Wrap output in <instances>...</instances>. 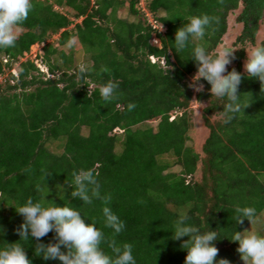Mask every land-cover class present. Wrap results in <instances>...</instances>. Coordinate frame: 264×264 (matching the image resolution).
<instances>
[{
	"label": "trees",
	"instance_id": "1",
	"mask_svg": "<svg viewBox=\"0 0 264 264\" xmlns=\"http://www.w3.org/2000/svg\"><path fill=\"white\" fill-rule=\"evenodd\" d=\"M32 2L16 46L0 49V77L18 65V78L8 73L0 82V249L17 243L32 264H62L35 255L37 243L56 242L54 231L40 241L17 234L24 218L15 209L29 198L45 207H72L111 238L103 201L84 204L71 197L72 173L83 169L93 170L101 196L111 197L107 206L125 224L115 236L117 245L130 243L136 264H184L187 251L181 244L189 237L172 239L181 213L201 233L217 232L216 264L220 259L243 264L239 243L231 238L251 222L245 218L238 224L235 210L253 207L257 217L264 211V91L244 69L247 47L256 46L264 0H147L157 28L139 0ZM237 10L241 29L232 48H239L227 70L242 74L238 94L250 106L225 123L227 98L212 97L203 79L204 91H194L189 77L197 72L194 47L216 55L229 31V14ZM120 12L135 20L120 18ZM205 14L218 23L177 53L176 31L189 17ZM153 35L160 46L151 43ZM70 37L93 69L84 79L76 78L73 53L58 48ZM34 44H44L38 60L47 74L34 61L20 60ZM257 46H264V38ZM102 67L109 71L101 73ZM109 80L118 82L119 99L105 104L99 88ZM194 101L206 103L201 143L193 131ZM129 104L135 107L129 110ZM51 143L62 146L61 152L51 151ZM101 247L114 255L107 244Z\"/></svg>",
	"mask_w": 264,
	"mask_h": 264
},
{
	"label": "clouds",
	"instance_id": "2",
	"mask_svg": "<svg viewBox=\"0 0 264 264\" xmlns=\"http://www.w3.org/2000/svg\"><path fill=\"white\" fill-rule=\"evenodd\" d=\"M219 2L222 4L223 0H219ZM33 9L32 0H0V49L16 46L22 26ZM214 22L218 23V18L210 17L207 14L189 17L188 22L175 33L176 52L179 53L184 50L188 46L190 38L193 40L203 39L206 30ZM160 31H163V26ZM76 43V38L70 37L66 47L72 48ZM158 45L160 46L159 40ZM236 50L224 47L213 56L203 46H196L193 49L192 60L196 62L197 72L189 87L196 92H203L204 85L199 83L203 79L211 85L212 97L218 99L226 97L228 103L223 112L225 123L230 122L235 114L244 113V109L250 106V103L240 102L238 88L242 82V74L235 68L230 72L227 70L231 60L235 58ZM17 66L16 64L14 67L17 68ZM40 66L46 68L43 64ZM244 69L249 78H257L260 81L261 91H264V46H254L250 51L247 50ZM10 71L8 73H11ZM91 71H93L91 67L80 62L75 73L76 78L84 79ZM100 71L103 73L109 70L102 67ZM43 73L47 74V71ZM14 77L18 78V70L17 76ZM118 87V82L109 80L99 88L100 96L105 104L119 99ZM88 88V97H90L92 89L91 87ZM134 107V104L128 105L129 110ZM72 176L73 180L70 187L74 186V190L71 192V197L79 198L84 204H91L94 199H101L105 204L102 209L105 218L104 224L105 227L113 230L112 237H106L104 232L96 227L95 223H86L81 213L72 207H45L41 202L34 203L29 198L25 204L15 209L24 218L23 223L16 229L21 240H28L30 234L31 237L40 241L41 238L54 231L56 242L37 243L35 247V255L42 257L45 261L58 259L62 264H136L133 246L130 243H124L122 246L117 245L115 236L121 233L125 224L107 206L111 197L101 196L97 174L93 170L82 169L78 172L73 171ZM39 189L40 186L37 185V190ZM235 211L238 224L242 225L246 218L252 225L258 219L253 207H237ZM188 220L189 216L186 213L179 214L174 222L175 230L172 232V239L175 241L189 237V239L183 240L181 244V248L187 251L184 264H216L219 249L214 242L218 240L217 232L201 233L199 228L188 224ZM231 241L239 243L236 251L240 254L244 264H264V236L258 235L252 230L236 231ZM102 244H107L114 255L107 254L101 247ZM62 247L66 251L62 250ZM0 264H32V261L24 247L14 243L0 249ZM218 264H230V261L220 259Z\"/></svg>",
	"mask_w": 264,
	"mask_h": 264
},
{
	"label": "rangeland",
	"instance_id": "3",
	"mask_svg": "<svg viewBox=\"0 0 264 264\" xmlns=\"http://www.w3.org/2000/svg\"><path fill=\"white\" fill-rule=\"evenodd\" d=\"M65 11V9H63ZM240 10L231 12L229 14L228 17V24H229V31L228 33L225 35L224 37V43L219 46L217 48V50H222L224 47H228V48H232V43L234 42L236 36L239 35L240 33V29H241V24H238L235 22V19L237 17V15L239 14ZM118 16L122 19L128 20V21H133L135 19H133L127 12H120L118 13ZM58 38V35H55L53 38H49L48 42H53ZM264 38V12H263V17L260 21V26H259V35H257V39H256V46L259 44L260 40ZM151 43L155 44L156 46L158 45V42L154 40V36L151 39ZM42 44H34L30 47V51L28 53H25L24 56L20 59L21 61H25V60H36L39 59L42 51ZM254 46H248L246 49V56H247V50H251V48ZM59 49H61V51L65 52L67 55L73 53V55L75 56V60H76V64L78 65L80 62H84V54L81 51L80 46L78 45V43H76V45L72 48H68L65 46H59ZM234 48V47H233ZM232 48V49H233ZM238 47H235L234 49H237ZM39 55V56H38ZM40 60V59H39ZM247 60V57H246ZM246 60L244 61V63L246 62ZM37 62L38 65L40 64V61H35ZM36 64V65H37ZM43 67V66H42ZM8 72H6V74L4 75V77H1L0 80L2 81L6 76H7ZM192 78L193 76L189 77V81L190 83L192 82ZM0 81V82H1ZM193 89V88H192ZM194 90V89H193ZM206 105V103H205ZM202 105L200 103H196L195 101L192 102V104L190 105L191 107V113L193 115L192 117V124H193V131H194V136L196 137V139L198 140V143H201V141L204 139L205 137V130L202 127V121H201V117L200 114L202 113V108L205 106ZM218 119V118H217ZM151 126L155 128L157 122H150ZM189 146H191V143H188ZM51 151L56 152V153H60L62 150V146H57L54 143H51L50 145ZM169 171L172 172H178L179 168L178 167H171V169ZM257 221L255 223H253L252 225L250 224L246 230L248 231H253L258 235L264 236V211L257 217ZM244 264V263H243Z\"/></svg>",
	"mask_w": 264,
	"mask_h": 264
},
{
	"label": "built area",
	"instance_id": "4",
	"mask_svg": "<svg viewBox=\"0 0 264 264\" xmlns=\"http://www.w3.org/2000/svg\"><path fill=\"white\" fill-rule=\"evenodd\" d=\"M146 2H147V0H139V5H140L141 9H142L144 12H146L147 16L149 17V22L151 23V25H152L154 28H157L158 26H157L155 20L153 19L152 14H150V13H148V12L146 11V8H145ZM158 29L160 30L161 28H158ZM154 40L158 42V40H157V38L155 37V35H154ZM154 45H155V44H154ZM152 60L154 61L153 58H152ZM4 61H6V59H4ZM35 61H38V59H36ZM35 63L37 64V62H35ZM162 63H163V62H162ZM37 66L40 68L41 71H43V72H46V71H47L46 68H43V67H41V66L38 65V64H37ZM10 72H11L14 76H17V68L13 67V68L11 69ZM0 78H1V77H0Z\"/></svg>",
	"mask_w": 264,
	"mask_h": 264
},
{
	"label": "crops",
	"instance_id": "5",
	"mask_svg": "<svg viewBox=\"0 0 264 264\" xmlns=\"http://www.w3.org/2000/svg\"><path fill=\"white\" fill-rule=\"evenodd\" d=\"M160 15H161V16H163V15H164V13H163V12H160Z\"/></svg>",
	"mask_w": 264,
	"mask_h": 264
}]
</instances>
